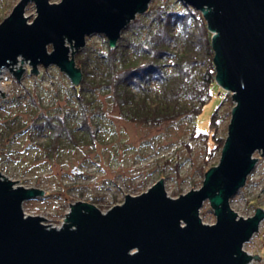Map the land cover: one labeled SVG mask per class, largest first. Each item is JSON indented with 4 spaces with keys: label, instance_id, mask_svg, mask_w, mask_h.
<instances>
[{
    "label": "water",
    "instance_id": "1",
    "mask_svg": "<svg viewBox=\"0 0 264 264\" xmlns=\"http://www.w3.org/2000/svg\"><path fill=\"white\" fill-rule=\"evenodd\" d=\"M151 1L20 0L0 23V74L10 67L20 80L25 69L11 66L22 57L30 61L31 72L57 65L79 85L83 72L67 43L78 51L88 36L102 34L115 48ZM182 1L204 15L213 34L216 81L236 103L220 163L206 172L199 189L176 198L167 194L162 179L139 195H126L107 212L88 201L70 203L61 228L23 210L25 200L44 191L15 187L19 181L0 172V264H248L261 259L244 245L260 229L264 209L241 217L231 199L255 168L254 154L264 155V0ZM30 2L37 11L32 23L26 16ZM206 201L215 224H205L200 216Z\"/></svg>",
    "mask_w": 264,
    "mask_h": 264
},
{
    "label": "rangeland",
    "instance_id": "2",
    "mask_svg": "<svg viewBox=\"0 0 264 264\" xmlns=\"http://www.w3.org/2000/svg\"><path fill=\"white\" fill-rule=\"evenodd\" d=\"M20 0H0V23L8 17ZM52 3L61 0H50ZM168 0H152L150 6ZM149 6V7H150ZM26 16L32 23L37 16L34 2H30ZM94 34L87 37L86 46L104 45ZM106 37V36H105ZM107 38V37H106ZM70 47V55L77 48ZM85 46V47H86ZM53 50L49 46V51ZM73 51H76L74 54ZM76 56V55H75ZM23 59V63H22ZM25 69L20 80L9 68L0 74V172L2 177L12 180L15 187L37 188L45 195L27 199L23 210L28 215H38L46 225L61 228L70 213L71 204L79 201L94 203L102 212L122 204L126 195H139L159 180H164L167 194L178 197L192 189H199L204 181L203 172L220 163L222 150H218L209 163L206 144L191 138L194 124L185 120L161 127H147L124 119L114 110L112 101L105 94L97 95V101L109 112L104 121V130L95 146H65L58 154H48L45 140L32 131L36 116L31 98L41 97L49 111L73 104L70 77L57 65L48 68L39 65V74L31 72L30 61L20 57L13 70ZM42 74L43 76L38 79ZM218 83L212 86V95L197 119L199 131H208L215 110L229 97ZM5 94L6 97H3ZM9 93V95H8ZM228 102L221 109L224 120L219 135L227 140L232 113L225 115ZM18 123L22 128L9 133L8 127ZM2 135H5L3 138ZM257 151L256 166L243 187L232 197L231 207L241 217L253 216L258 208L264 209V155ZM179 163H177V161ZM71 203V204H70ZM200 216L205 224H215L216 216L209 201L203 205ZM244 250L260 260L252 259L249 264H264V219L260 229L244 245Z\"/></svg>",
    "mask_w": 264,
    "mask_h": 264
},
{
    "label": "trees",
    "instance_id": "3",
    "mask_svg": "<svg viewBox=\"0 0 264 264\" xmlns=\"http://www.w3.org/2000/svg\"><path fill=\"white\" fill-rule=\"evenodd\" d=\"M98 36L103 49L88 45L75 54L83 80L71 85L72 106L49 111L41 97L31 98L36 109L31 128L45 140L47 153L100 141L109 112L96 97L105 94L114 110L132 123L147 127L193 123L191 138L205 142L204 163L211 162L226 143L218 136L224 120L221 109L227 101L225 115H230L236 103L229 94L213 113L209 130H198L197 119L217 84L213 34L202 12L182 0H168L139 13L115 48L104 35ZM21 126H9L7 135L19 132Z\"/></svg>",
    "mask_w": 264,
    "mask_h": 264
},
{
    "label": "built area",
    "instance_id": "4",
    "mask_svg": "<svg viewBox=\"0 0 264 264\" xmlns=\"http://www.w3.org/2000/svg\"><path fill=\"white\" fill-rule=\"evenodd\" d=\"M225 92H227V91H225ZM230 93H231V92H230ZM59 228H60V227H59ZM249 263H250V262H249ZM249 263H248V264H249Z\"/></svg>",
    "mask_w": 264,
    "mask_h": 264
}]
</instances>
